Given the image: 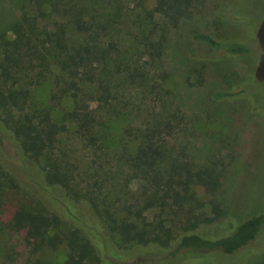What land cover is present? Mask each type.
Instances as JSON below:
<instances>
[{"label": "rangeland", "instance_id": "rangeland-1", "mask_svg": "<svg viewBox=\"0 0 264 264\" xmlns=\"http://www.w3.org/2000/svg\"><path fill=\"white\" fill-rule=\"evenodd\" d=\"M156 2L0 0V30L8 40L13 39L10 26L24 13L37 16L39 9L44 16L38 19L37 29L52 32L60 25L66 26L69 18L63 17L62 12L54 13L53 9L67 10L70 4L75 8L73 14L86 7L84 19L93 15L96 17L94 24L104 28L93 33L97 41L103 43L104 48L113 44L115 52L117 49L120 53L110 55L108 60L111 64L108 71L113 73L112 76L106 72L104 76L108 91H99L97 82L83 88L87 95L81 97L82 102L89 109L97 110L95 115L102 123L96 127V147L81 139L76 133V125L64 118L76 105L73 100L67 95L57 104L51 101L52 92L58 89L56 71L46 73V77L31 88L35 107L50 110L54 122L66 125L65 131L56 138L52 159L62 169L69 170L71 187L48 186L42 170L27 157L5 151L8 143L4 142V146H0V163L16 184L10 191L13 204L53 213L64 219L69 213L64 201L81 202L78 211L71 215L84 227L90 220L88 214L93 212L88 202L90 198L100 211L104 210V201L116 203L117 198V205L123 208L129 204L141 205L150 191L140 180L127 182L130 170L124 158L134 150L139 131L148 126L163 129L168 125L162 130L161 137L170 160L180 165L178 167L182 162L212 167L222 175L221 187L212 200L222 208H228V217L208 226L209 237L227 233L228 221L238 223L264 211V120L260 122L248 112L246 105L217 101L210 96L213 91L227 88L222 72L229 70L231 65L218 64L216 72H203L197 57L206 55L209 48L192 38L197 32L217 41L246 45L249 68L251 70L259 58L261 62L254 78L264 83V27L258 18L264 17V0H195L190 18L177 23L153 12ZM216 15L224 18L220 20ZM251 73L244 74L243 89L248 90L254 84ZM90 93L93 99L89 98ZM260 96L264 98V93ZM197 195L203 206L194 205V214L211 217V196L201 189H197ZM187 208L188 205L184 207ZM171 209L162 212L154 207L143 216L147 223L162 222L166 228L178 233L187 222L186 216L174 218L172 211L175 208ZM95 222L99 224L100 220ZM102 223L98 225L102 229L89 227V234L96 236L104 250L106 247L112 249V246L117 250L123 247L118 246L117 239L108 234ZM64 225L73 227L69 222ZM9 232L0 216V264H37L36 260L30 259L23 238ZM261 237L231 256L207 253L202 256L201 264H264V237ZM145 249L154 250L150 246ZM66 251L63 245L46 249L38 254L39 264H63ZM144 254L142 251L136 253L135 259L141 260L140 257L146 256ZM104 256L97 264H129V260Z\"/></svg>", "mask_w": 264, "mask_h": 264}, {"label": "trees", "instance_id": "trees-1", "mask_svg": "<svg viewBox=\"0 0 264 264\" xmlns=\"http://www.w3.org/2000/svg\"><path fill=\"white\" fill-rule=\"evenodd\" d=\"M26 1L31 3L33 0ZM194 3L195 0H157L153 12L170 17L177 23L190 18ZM68 6L63 11L53 9L54 13L62 12V16L69 19L66 26L60 25L52 32L37 29L38 19L44 16L40 9L37 16L24 13L10 26L12 40H8L4 31L0 30V146L6 142L5 151L30 159L42 170L48 186L66 189L71 187L69 170L62 169L52 159L56 138L65 131L66 125L54 122L50 110L36 108L30 95L31 88L38 85L46 73L56 71L58 89L52 92L51 101L57 104L67 95L73 100L76 105L64 118L76 125V133L81 139L96 147V127L102 123L95 115L97 110L89 109L82 102L81 97L87 95L83 88L94 86L97 82L99 91H108V85L104 83L105 73L113 76L108 71L111 65L109 57L120 55L117 49L115 52L113 44L109 43L104 48V44L97 41L93 33L104 28L95 25L96 17L93 15L84 19L83 13L87 14L88 11L86 7L77 9L73 14L75 8L70 4ZM70 13L73 14L71 17ZM216 18L222 20L224 16L216 15ZM192 38L209 48L206 55L197 57L203 72H216L218 64L231 65L229 70L222 72L227 88L213 91L210 96L217 101L229 100L246 105L248 112L260 122L263 121L264 98L260 95L264 93V83L254 78L261 60L258 58L250 70L246 45L217 41L197 32L193 33ZM215 52L221 55H211ZM248 71H252L254 84L246 90L242 86L246 83L244 74ZM88 96L94 98L91 93ZM99 99L104 101V98ZM165 126L163 129L156 125L148 126L139 131L134 150L126 158L123 157L130 170L127 182L140 180L150 191L142 204H129L123 208L117 205V198L116 203L104 201V210L100 211L90 198L88 202L93 212L88 214L90 220L87 227L79 224L71 215L78 211L77 206L81 202L65 200L63 204L69 213L64 215V219L53 213L13 204L10 191L16 184L0 163V216L6 230L23 238L25 246L29 248L30 259L36 260L37 264L39 253L60 245L67 250L63 264H97L104 254L129 260V264H201L202 256L207 253L231 256L253 243L257 237L263 238L264 211L238 223L227 220L228 232L224 235L214 238L207 235L209 225L228 217V208H222L212 200L221 187L222 175L212 167H196L191 162H182L178 167L180 165L166 155L165 141L161 137ZM42 160L44 163H41ZM197 189L211 196V217L194 214V205L203 206L199 204ZM186 205L188 208L185 210ZM154 207L162 212L166 208H175L172 211L174 218L183 214L187 222L178 233L166 228L162 222L147 223L143 213ZM96 220L103 222L108 234L117 239L118 246L124 248L117 250L112 246V249L106 247L104 250L96 236L89 234V227L102 229ZM68 222L73 227L66 228L64 223ZM107 245H110L109 242ZM148 246L154 250L146 251ZM127 247L130 249L125 251ZM141 251L146 256L136 260V253Z\"/></svg>", "mask_w": 264, "mask_h": 264}, {"label": "flooded vegetation", "instance_id": "flooded-vegetation-1", "mask_svg": "<svg viewBox=\"0 0 264 264\" xmlns=\"http://www.w3.org/2000/svg\"><path fill=\"white\" fill-rule=\"evenodd\" d=\"M258 18H259V22H260V20H262L261 23L263 22V23L261 24V27H264V17H261V16H260V17H258ZM262 18H263V19H262ZM259 66H260V65H259Z\"/></svg>", "mask_w": 264, "mask_h": 264}]
</instances>
